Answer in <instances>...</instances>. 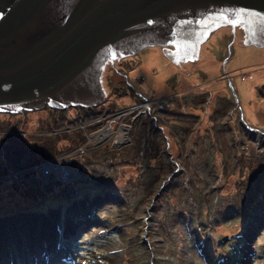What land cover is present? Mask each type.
Returning <instances> with one entry per match:
<instances>
[{"label": "rangeland", "instance_id": "374dc122", "mask_svg": "<svg viewBox=\"0 0 264 264\" xmlns=\"http://www.w3.org/2000/svg\"><path fill=\"white\" fill-rule=\"evenodd\" d=\"M236 25L193 60L106 59L92 107L0 112V242L40 229L45 264H264V46Z\"/></svg>", "mask_w": 264, "mask_h": 264}, {"label": "water", "instance_id": "95a60500", "mask_svg": "<svg viewBox=\"0 0 264 264\" xmlns=\"http://www.w3.org/2000/svg\"><path fill=\"white\" fill-rule=\"evenodd\" d=\"M229 22L264 46V0H0V112L96 105L105 57L163 46L193 60Z\"/></svg>", "mask_w": 264, "mask_h": 264}, {"label": "bare ground", "instance_id": "6f19581e", "mask_svg": "<svg viewBox=\"0 0 264 264\" xmlns=\"http://www.w3.org/2000/svg\"><path fill=\"white\" fill-rule=\"evenodd\" d=\"M127 129L128 125L125 123H122L120 129L116 132L111 131L108 127H106L94 134L92 136V140L94 136H111L118 140H122L127 136ZM31 229L32 228L27 227L23 229L21 228V230L16 229V231L14 230L15 232H13V229L7 231V237L5 239H1L0 242V258H2V256L8 255L15 257L16 264H45L44 259L46 257L48 258V256L45 254L43 256L44 258H42L41 253L44 251V249H49V247H51L50 241L48 239L40 241V238L36 237L39 234L40 229H32V231ZM46 260L49 261V258L45 259V261Z\"/></svg>", "mask_w": 264, "mask_h": 264}, {"label": "flooded vegetation", "instance_id": "af4514ba", "mask_svg": "<svg viewBox=\"0 0 264 264\" xmlns=\"http://www.w3.org/2000/svg\"><path fill=\"white\" fill-rule=\"evenodd\" d=\"M237 27H240L239 25H236ZM240 29H241V27H240ZM110 57H107V58H105L104 59V62H106L105 60L106 59H109ZM116 58V60H119L121 57H115ZM115 58H114V61H115ZM112 59V58H111ZM104 62L102 63V65H101V68L100 69H102L103 68V65H104ZM73 106V105H72ZM89 107H92V106H89ZM86 108V110L88 109L87 107H85Z\"/></svg>", "mask_w": 264, "mask_h": 264}, {"label": "snow or ice", "instance_id": "6c2138e0", "mask_svg": "<svg viewBox=\"0 0 264 264\" xmlns=\"http://www.w3.org/2000/svg\"><path fill=\"white\" fill-rule=\"evenodd\" d=\"M233 23H235V21H232ZM261 30L264 31V26H261Z\"/></svg>", "mask_w": 264, "mask_h": 264}, {"label": "trees", "instance_id": "16d2710c", "mask_svg": "<svg viewBox=\"0 0 264 264\" xmlns=\"http://www.w3.org/2000/svg\"><path fill=\"white\" fill-rule=\"evenodd\" d=\"M13 199V198H12ZM17 200H14V201H19L18 199H20L21 200V198H16Z\"/></svg>", "mask_w": 264, "mask_h": 264}]
</instances>
